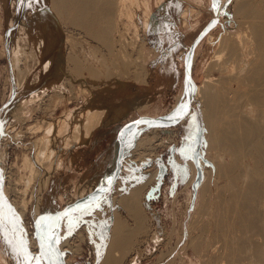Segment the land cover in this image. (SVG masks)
Here are the masks:
<instances>
[{
  "label": "rangeland",
  "instance_id": "obj_1",
  "mask_svg": "<svg viewBox=\"0 0 264 264\" xmlns=\"http://www.w3.org/2000/svg\"><path fill=\"white\" fill-rule=\"evenodd\" d=\"M52 1L24 0L21 3V0H7L5 4V0H0V117L3 122L2 125L0 122V218L4 221V230L0 232L2 250H8L10 246L6 239H9L8 236L12 232L10 226L12 222L15 226L19 225L13 232L16 236L11 239L13 244L10 247L14 258L12 261L18 260L19 257V261L23 264L22 256L19 252H15L16 245L21 239L32 255L39 257L42 252L39 242L42 233L39 232L37 210L40 208L39 211H42L48 205H53L52 201L63 195V199H56L59 203L58 207L62 209L66 205L83 201L96 191L98 184L107 176L116 155L115 150L111 156L115 133H119L124 127H130L135 129L131 137L133 140L130 142L131 145L125 147L120 176L118 175L101 196L86 201L87 203L84 201V205L79 204L75 209L73 208L68 213L73 217L68 220L67 225L63 227L61 224L58 244H61L59 250L64 254L66 264H102L110 248L115 213L122 218L126 227L131 226L136 230L135 218L122 204L115 202L127 197L133 191L138 192L137 205L144 223L140 226L141 229L137 228V232L134 228H129L132 232L134 230V235L130 239L131 242L133 240L132 243H128V246L126 244L127 247L121 244V247L117 246L118 248L115 247L111 251L113 255L117 253L114 255V259L117 257L116 264L117 262L118 264H212L213 251H202L206 242L202 228L210 198L202 195L201 188L204 178H208L206 183L208 187L211 182L214 186L218 184L223 187L224 180H216L215 168L221 159V154L210 141L201 95L196 97V86L204 85L208 78L212 80L213 85L218 84L223 76L225 79H231V74H236L240 69L243 74L248 66L247 63L249 64L252 58L258 55L253 31L247 26L248 24H241L243 18L239 19L240 16L236 15L240 3L244 4L247 0H219L218 3L214 0H139L138 4L141 3L139 6L126 5L123 14L120 13L121 0H100L101 2L98 0L101 4L106 1L108 5L106 3L98 5L99 7H96L98 11L95 8L97 18L101 20L102 17L103 21L97 19L95 27H108L106 43H111L110 47L90 36L82 27L72 24L71 19L56 15L55 2L53 4ZM214 4L217 6L213 7ZM245 4L250 9L255 7L251 9L257 11L255 15L260 14L262 16L259 17H264V0H248ZM129 6L130 8H127ZM101 7L106 8L107 12L110 11L109 14L102 9L104 11L101 10L99 13L102 15H98ZM220 7L223 11L216 25L206 32L194 51L191 73L195 89L192 92L191 111L188 116L171 126L142 121V118L148 114L159 116L161 113L168 114L179 110L178 108L182 109V104H186L189 100L184 79V55L200 31L215 18L216 10ZM185 10L186 21H183L181 15ZM106 15L107 19L113 20L109 22L110 24H106L108 21ZM21 21L26 24L31 22L42 30L48 29L54 34L53 39H47L48 58L43 65L45 66V63L53 57L56 66L55 63H51L54 66L46 69L40 63L41 56L37 55V51L30 44L27 31H23L27 27ZM13 22L17 24L14 26L16 29H21L14 35L15 41L20 46L18 54L21 57H19V66L15 65V68L5 45L10 29H14L11 25ZM22 26L25 28H20ZM120 30L125 43L122 47L125 49L119 47L120 50H117L118 46H114V42L119 38L117 32ZM229 32L245 34L247 40H250L239 56L241 61L239 58H230L227 47H223L225 51L220 48V37ZM48 41L51 43L48 44ZM128 42L130 43L126 47ZM249 48L254 52L250 53ZM127 49L129 53L126 52ZM120 52H123L122 56ZM62 53L67 57L64 66L68 69V73L56 78L57 86L48 88V83L54 79L55 71H61L59 66L62 62L60 57ZM118 56L122 58L119 57L118 60ZM173 57L175 60L172 64L176 62L180 66L177 68L179 79L170 94L165 95L163 87L168 83L166 67L171 64ZM227 57L230 59L228 60ZM123 59L124 63L131 64L122 63ZM236 63L237 71L234 68ZM122 66L125 71L120 72L119 68ZM240 72H237L238 76ZM238 76L234 75L235 78ZM17 79L18 82L22 81L20 88ZM230 82L226 85L232 89L237 88V100L234 103L237 105V102H243L241 108L236 107V114L239 115L244 107L247 112L244 110V113L248 117L252 116L253 106L250 103L244 106L246 95H241L244 97L238 99L239 91L240 94L243 92L245 94L246 86L238 87L236 79ZM102 91L104 95L109 93L113 97L115 103L110 108L113 112L119 106L127 107V113L121 120L114 125L101 124L95 127L87 143L80 144L78 134L74 133L77 128L74 130L68 127L69 129H63V132H68L64 138L60 136L51 140L49 144L47 141H45L46 145L43 144L42 137L47 125L45 119L74 110V113H71L75 115L71 119L76 122L82 112L81 109L87 106L101 109L102 104L97 103L96 100L99 92ZM115 94L118 96L117 99ZM27 97L32 98L30 104L24 103ZM230 116L226 115L225 120L237 117ZM132 123L134 125H130ZM100 132L103 140L96 137L101 136ZM99 141L102 143L92 148ZM56 145L54 159L47 160L46 157V162L44 161V166L42 165L43 169L41 166L30 167L25 162L26 156L31 158L33 155L41 154L43 149L47 150L48 147ZM115 147L117 148L116 144ZM74 160H76L75 164L72 163ZM59 161L62 162V167L56 169ZM37 168L44 174L41 170L42 174L38 172ZM210 173L213 177L209 175ZM260 191L262 196L260 202L256 203L254 216L258 215L264 219L263 183ZM37 205L38 209L35 210ZM148 206L152 209L148 210ZM49 233L51 235V230ZM49 233L47 232L45 238L52 237ZM29 238L36 240L32 243V240L30 241L33 246L28 244ZM196 248L199 252L201 249L202 252L199 253ZM206 251L209 253L207 254ZM33 262L32 264H36L35 260ZM6 263V260H0V264ZM40 264H49V262L42 260Z\"/></svg>",
  "mask_w": 264,
  "mask_h": 264
},
{
  "label": "bare ground",
  "instance_id": "obj_2",
  "mask_svg": "<svg viewBox=\"0 0 264 264\" xmlns=\"http://www.w3.org/2000/svg\"><path fill=\"white\" fill-rule=\"evenodd\" d=\"M6 1L7 0H5V4H6ZM99 1L98 0H54L55 4L53 1H52V3L56 7V8H54L55 13L57 12L56 15L59 14L60 16L62 15V17L65 16V18L71 19L72 24H74L76 26L78 25L79 27H82L84 29V31L86 30L87 33H89L90 36L99 39L100 42L106 43V41H107L106 39H108L106 36V34H107L106 30L108 29V27L107 26H106V28L103 27L104 29L101 26H100V28L95 27V24H97L96 22L98 20L102 21V17H101V20H100V18H97L98 16L96 14L95 8L99 7L98 5H102L105 3L108 5V3L105 1V3L101 4V3H99ZM138 1L139 0H121L120 6H122V7L120 8V13L121 14L124 13V10H125L124 8L128 4L130 6L131 5L132 6L133 5L139 6V4H141V3L139 2V4H138ZM241 1H243V0H241ZM145 3H147V2H145ZM241 3H243V2H241ZM241 3H240V6L238 7V10L236 8V10H237L236 15L238 14L240 16L239 19L243 18L241 24H243V23L248 24L247 26L250 27L251 30L253 31L254 36H255V40H256V45H257L256 47H257L258 55L255 58H252V60L249 62V64L247 63L248 66H247V68L244 69L243 74H241V72H240L241 69H240V71H237L238 64L236 63L237 65H235L236 67H234V68H235V71L240 72L239 76L237 75V72H236V74H234V75H235V77L238 76L237 78H235L234 75L231 74V79L230 78H228V79H230L231 81H234L236 79V81L238 83V87H239V85L246 86L247 90L245 91V94L243 91H242L243 93L240 94L241 91H239L240 98H238V99H241V97H242L241 95H244V96L246 95L247 98H244V102H245L244 106H246V103H250L253 106V108H251L252 109V116L248 117V115L244 113V110L246 112V109L244 107H243V110L241 109L242 112H240L239 115H238V113L236 114V111H235L236 107L239 106L241 108L243 102L242 103L237 102L238 103L237 105L234 103L237 100V98H236V95H237L236 89L237 88L232 89L230 86H227L226 84L228 82L229 83H231V82L227 78L225 79L224 78L225 76H223L222 80L219 79L218 84H215V85L211 84L212 80L210 78H208L205 81L206 83L204 85H202L203 87L201 85L196 86V97L201 95L200 97H201L202 107L204 110L203 111L204 120H205L206 127L210 131V137H209L210 141H211L212 145L218 150V153L221 154V156H220L221 159L216 164L217 168H215L217 171V174L215 175V176H217L216 180L217 181H218V179L224 180L223 187L221 186L222 188L218 184H216L214 186V184H212V182L209 184V187H208V185L206 184V183H208L207 182L208 178L207 179L204 178V183H203L202 188H201L202 195L209 196V198H210V204L208 205V208L206 211V218H205L204 226L202 228L203 238H204V240H206L205 249L202 251H205V250L213 251L214 256H212V258L214 257V262L212 264H264V219H262L258 215L254 216V214L256 212V203L260 202V198L262 196L261 191H260L261 184L262 183L264 184V17H259V16H262L260 14H259V16L255 15V12L257 13V11H255V10H253L254 12L251 11V9L253 7L250 9L249 6L247 7V5L245 3L244 4H241ZM248 5H249V3H248ZM130 6L127 8H130ZM102 7L99 8L100 12H98V15H102V14H99V13H101V10L104 9ZM107 7H109V6H107ZM96 9L98 11V8H96ZM108 9L109 8H107V10ZM104 10L106 11V8ZM104 10H102V11H104ZM52 11H50V12L52 13ZM222 11H223V9H221V7H220V9L217 10L216 16L218 18L222 14ZM109 12L106 11V13H108V14H109ZM126 13H127V11H126ZM128 13H129V11H128ZM19 14H21V11L19 12ZM186 15H187V11L185 10L183 12V14L181 15V19L183 21H186L185 20ZM130 16H132V15H130ZM133 16H135V14H133ZM104 17H105V15H104ZM126 17H128V16H126ZM134 18H136V17H134ZM17 19L18 18H15V20H17ZM239 19H238V21H239ZM106 20H108L106 22V24L107 23L110 24L109 22L113 21V20L110 21V19H107V15H106ZM21 23L23 25L24 24L26 25L27 28H25L23 26L20 28H25L23 30L24 32H25V30L27 31L28 40H29L30 44L35 48V51H37V53H38L37 55L41 56L40 63H42V65H43L44 62L48 58V55L46 56V53H47L48 48H49V46H46L47 45V39H53L54 34L51 33V31L49 32L48 29L42 30L40 27H37L36 25H34L31 22H30V24H29V22H28V24H26V23L21 21ZM98 23H100V22H98ZM11 25L14 29H10L9 38H7L5 45H6V48L8 49V53L11 54V60H12L13 66L15 68V65L19 66L18 63H19L21 57L18 54V52L20 51L19 50L20 46L15 41L14 35L18 31L20 32L21 29H18V28L16 29V27H14L17 25L15 22L11 23ZM99 25H101V24H98V26ZM114 26L115 25H113V27ZM109 29H110V27H109ZM113 30H114V28H113ZM121 30H120V32H117L119 35V38L115 39V42H114L115 43L114 46H118L117 50L118 49L120 50V48L125 49L124 47H122L125 43H124V39L122 38L123 35H122ZM109 34H111V33H108V35ZM112 35H113V33H112ZM116 38H117V36H116ZM67 40H69V39H67ZM247 41H250V40H247L245 34L244 35H242V33L241 34L240 33L230 34V32L224 33L220 37V42H221L220 48L224 49L227 47L228 48L227 53L229 54L230 58H239L242 51L245 50L244 47L247 45ZM251 42H252V38H251ZM50 43L51 42L48 41V44H50ZM129 43L130 42L127 43L126 47L128 46ZM131 43H132V41H131ZM110 44L111 43H108L107 46L110 47ZM133 44H134V42H133ZM252 44H253V42H252ZM196 47H195V49H196ZM108 49H110V48H108ZM195 49H194V51H195ZM112 50H110V51H112ZM249 50H250V48H249ZM124 51H126V50H124ZM221 51L224 52L225 49H224V51L223 50H221ZM23 52H21V55H23ZM126 52H128V49ZM126 52H125V54H126ZM253 52H254V50L251 51L250 53H253ZM121 53L123 55V52H120V55H121ZM116 54L119 55L118 53H116ZM125 54L123 57L124 59H125ZM114 56L116 57V55H114ZM127 56H128V60H129V55L127 54ZM246 56H248V55L246 54ZM23 57H24V55H23ZM60 57H61L62 62H61V65L59 66V69L61 71H55L54 79L48 83V88L51 86H57L58 81H55L56 78L57 77L60 78L64 74L68 73V69H65V66H64V61L67 59V57H64L63 53L60 55ZM69 57L71 58V56H69ZM119 57L120 56H118V60H120V58H122V57H120V58ZM221 58L223 59L224 57H221ZM230 58H228V60ZM124 59H123L122 63H124ZM193 59H194V54H193V58H192V63H193ZM239 59L241 61V58H239ZM38 60H39V58H38ZM223 60L225 61L226 58H224ZM223 60H222V62H223ZM227 62L228 61H226V63ZM236 62H237V60H236ZM51 63L52 64L55 63V66H56V60L54 61L53 57L51 59H49L47 61V63H45V66L44 65L43 66L46 69H48L52 66ZM122 63H121V65H122ZM223 63H225V62H223ZM124 64H127V62H125ZM130 64L131 63H129L127 65H130ZM174 64L176 65L175 66L176 71H175V74H173V77L169 80V85L172 87L175 86V84H177L178 79H179V76L177 74V72H178L177 68H179L180 66H179V63L175 62ZM219 65L221 67V64H219ZM219 65H218V68H219ZM62 68L65 71L62 70ZM124 68H125V65H124ZM124 68H123V66L121 68H119L121 70L120 72H122V70L125 71ZM220 69L221 68H219V70ZM126 72H128V71H126ZM107 77H108V75H107ZM192 77H193V75H192ZM226 77H228V76H226ZM232 77H234V79ZM19 79H20V77H19ZM20 82H22V81H20ZM20 82H18V79H17V84H18L19 88L21 85ZM237 83H236V85H237ZM26 86L27 85H25V88H26ZM82 88H84V87H82ZM126 91L128 92V90H126ZM126 91H125V93H126ZM103 93H104L103 91L99 92V97L97 98V100L95 98L97 103L102 104V106L100 107L101 109H98L96 107L93 108L90 106H87L84 109H81L82 112L79 115V118L77 119L76 122L72 121V119H71V117H73L75 115V114H73L74 110L69 111V113H67L65 111L66 113L63 112L64 114L58 115L56 117H48L47 119H45L44 121H46L45 124H47V125L45 127V134L42 137V138H44L43 144L45 143L44 145H46L45 141H47V143L49 144V142H51V140H53V139L55 140L56 138H58L60 136H62L64 138L68 132H63L64 131L63 129H66L68 127H70V128L72 127L74 130L77 128V130H75L74 133L78 134L77 138H78L80 144L81 143H87V140H88L89 136L91 135V133L93 132V130H95L94 129L95 127H97L101 124L106 125V126L114 125L119 120H121V118H123L127 113V107L124 105L119 106V108H117L115 110V112H113L112 110H110L111 106H113V103H115V102H113L114 101L113 97L109 93L107 95H104ZM118 93H116V94L118 95ZM116 94H115V97L117 99L118 96H116ZM17 96H19V94H17ZM57 98H59V97H57ZM31 100H32V98L27 97L24 103L25 104L29 103V101H31ZM29 104H27V105H29ZM27 105H25V106H27ZM182 107H183L182 109L178 108L179 110L173 111L172 113H168L166 115V118L167 119L169 118L171 120H176V119L183 117L184 114H186L187 110L189 109L188 101L186 102V104L185 103L182 104ZM71 112H73V113H71ZM226 115H231V116L235 115L237 117L225 120ZM146 116H149V114ZM74 119H75V117H74ZM44 121H42V122H44ZM0 122L2 125L3 122H2L1 117H0ZM149 123L155 124V123H159V122L150 121ZM134 130H133V128L127 127L122 131L121 138L123 139V142H124V144H123L124 145V147H123L124 151H125L126 145H128V144L131 145L130 142L133 140L131 137L134 134ZM164 130H166V129H163V131ZM162 139H163V137H162ZM78 140H76V141H78ZM74 142H75V140H74ZM54 145H55V143H54ZM52 146H53V143H52ZM56 147H57V145L54 147H48V148L46 147L47 150L43 149L41 154L33 155V157H31V158L29 156H26L25 162H27L30 167H32V166L33 167H35V166L40 167L41 166V168L43 169L42 165H43V162L46 160V157H47V160H50L52 158L54 159L53 156H54V150L56 149ZM252 160H253V165H252ZM51 161H53V160H51ZM117 166H118V153H116V155L113 159L112 166L109 167V169H108L107 176L105 177L104 180H102L98 184V187H97L98 191L104 190L112 182L114 175L116 173ZM61 167H62V162L59 161L56 169H60ZM163 169H164V166H163ZM209 169H210V165L208 167V170ZM37 171H38V168H37ZM41 171H40V173H41ZM213 172H215V171H213ZM46 173H47V171H46ZM43 174H44V172H43ZM209 175L213 177V175H211V173ZM63 197L64 196L62 195L61 197H59V199L60 198L63 199ZM138 197H139L138 192L133 191L127 197L122 198V200L121 199L115 200V202L116 203L118 202L120 205L122 204L126 208V210L129 211L128 213L131 216H133L137 222L136 223L137 225H135V226L137 228L141 229L140 226H142V223H144V222H142V218H141L142 215L140 214L141 211L139 212V209H138L139 207L137 205L138 204L137 203ZM2 203H4V202L2 201ZM84 203H87V202H84ZM84 203H81V205H84ZM114 205H118V204H114ZM75 208L76 207H74V209ZM37 209H38V205L36 206L35 210H37ZM39 210H40V208L37 210V213H36V215L38 217V224L40 225L39 232L42 233V237H45L47 232L49 233L51 230L52 237H51L50 242H51L52 247L54 249V251L50 253V259H45V260H47V262H49V264H66L67 261L64 258V254H62L63 258H62V256H60V254H58V250L55 248L54 241H53L54 235H55L54 232L58 231V223H59V220H58L59 216L57 214H55L54 211L55 210L58 211L59 207H58V205L54 206V204H53V205H48L42 211H39ZM115 210H116V208H115ZM57 211H55V212H57ZM44 212H47V213H44ZM41 213H42V216H40ZM6 214L8 215V213H6ZM7 217H9V216H7ZM42 217L44 218L43 221H41ZM62 223H63V219H62ZM138 225H139V227H138ZM18 226L19 225H16L15 228L18 229ZM143 226H144V224H143ZM129 228L126 227L125 222L122 220V218H120L119 215H117V213H115L113 233H112V237L110 240L111 241L110 242V248H109L110 251L108 250L107 254L104 256L102 264H116V260H117L116 258L117 257H115V259H114V255L117 253L115 252L113 255V254H111V251L114 250V248L117 246L121 247V244H123L124 246H126V244H127V246H128V243L131 242L130 239H132V237H133L132 235H134L133 232L135 230V228L133 227L134 230L132 232L131 229H133V228L132 227H131V229H129ZM137 228L135 230L136 232H137ZM55 229H56V231H55ZM130 232H132L131 235H130ZM53 233H54V235H53ZM51 235L49 233V236H51ZM15 236H16V234H15ZM40 236H41V234H40ZM6 241H7V239H6ZM30 241H31V243L36 242V240L34 238L33 239L29 238V240H28L29 245H31ZM39 242L41 245L42 238L40 239ZM44 242L48 243V240L45 239ZM58 242H59V235L57 236L56 244H57V247L60 249L61 244H58ZM132 242H133V240H132ZM10 246H9L8 250L4 251V249L2 250V243L0 242V260H2V259L6 260V262H7L6 264H21V261H19L18 256H17L18 260H15L14 262L12 261V259L14 260V258L12 257V247H10ZM31 246H33V245H31ZM129 248H130V246H129ZM129 248H128V252L130 251ZM200 248H201V245H200ZM196 250H198V248H196ZM202 251L200 249V252H202ZM15 252H16V250H15ZM120 252H119V254H120ZM198 252H199V250H198ZM35 253L36 252H33V254H35ZM208 253L209 252H207V254ZM205 255L206 254H204V256ZM210 262H212V260ZM117 264H118V262H117Z\"/></svg>",
  "mask_w": 264,
  "mask_h": 264
},
{
  "label": "water",
  "instance_id": "obj_3",
  "mask_svg": "<svg viewBox=\"0 0 264 264\" xmlns=\"http://www.w3.org/2000/svg\"><path fill=\"white\" fill-rule=\"evenodd\" d=\"M214 2L218 3L219 0H214ZM216 13H217V10H216ZM217 20H218V17L215 15V18H213L207 25L205 28H203L200 33L198 34V36H196V38L193 40V43L190 45L187 53H186V56H185V80H186V87H187V90H188V93H189V100H188V103H189V109L187 110L186 114H184L183 117L179 118V119H176V120H171V119H167L166 118V115H161V116H145L143 117L142 121H145V122H150V121H156V122H159V124H162V125H168V126H171V125H174L176 124L177 122L181 121L182 118H184L185 116H187L190 111H191V103H192V92L194 91V82H193V78H192V58H193V54H194V49L195 47L198 45V43L201 41V39L204 37V35L206 34V32H208L211 28H213L216 23H217ZM139 122V121H138ZM136 124V123H135ZM130 125H134V123L130 124ZM126 127H124L123 129L120 130L119 133H117V137H116V153H118V166H117V169H116V173L114 175V178L112 180V182L108 185V187H106L104 190L102 191H98V189H96V191L92 192L90 195H88L86 198H84L83 201H79V202H76L75 204L73 205H66L64 208L58 210L55 214H57L59 217H58V220H59V223H58V231L60 230V227H61V224H62V219H60V217H64V214L67 212L69 213L74 207L78 206L79 204L83 203L84 201H91L99 196H101L111 185L112 183L117 179L118 175H119V172H120V167L122 165V160H123V156H124V142H123V139L121 138V135H122V131L125 129ZM58 231L55 232V235H54V246L55 248L58 250V254H60V256H62L63 258V255L62 253L60 252L59 248L57 247V244H56V239H57V236H58Z\"/></svg>",
  "mask_w": 264,
  "mask_h": 264
},
{
  "label": "snow or ice",
  "instance_id": "obj_4",
  "mask_svg": "<svg viewBox=\"0 0 264 264\" xmlns=\"http://www.w3.org/2000/svg\"><path fill=\"white\" fill-rule=\"evenodd\" d=\"M23 2L24 0H21V3ZM216 6L217 5L215 4L213 5V7H216ZM96 206L98 207L99 205L97 204ZM68 215L69 214L66 212L64 214V217H67ZM64 217H60V219H63ZM43 220L44 218L42 217L41 221ZM10 226H11V230L15 232L16 231L15 224L10 222ZM3 230H4V221L2 218H0V232H2ZM45 239H47L49 242L45 243L44 242ZM50 241H51L50 237L48 238L42 237V243L40 245L42 249L41 255L39 257H34L32 253L28 250L27 245L21 239L19 243L16 245V251L19 252L20 255L22 256L23 264H32L33 260L36 261V264H40V261L45 260V259H50V253L54 251ZM6 242L10 245L13 244V241L11 239H8Z\"/></svg>",
  "mask_w": 264,
  "mask_h": 264
},
{
  "label": "crops",
  "instance_id": "obj_5",
  "mask_svg": "<svg viewBox=\"0 0 264 264\" xmlns=\"http://www.w3.org/2000/svg\"><path fill=\"white\" fill-rule=\"evenodd\" d=\"M193 43V42H192ZM191 43V44H192ZM190 44V45H191ZM190 47V46H189ZM188 51V50H187ZM187 53V52H186ZM186 53H185V55H184V79H185V56H186ZM176 57V56H175ZM175 57H173L172 58V61H171V64L168 66V67H166V70H168V76H167V80H168V83H165V86L163 87L164 89H165V95H169L170 94V91L171 90H173L174 89V87H172V86H170L169 85V80L172 78V76H173V74L175 73V71H176V69H175V64L173 65L172 64V62H174V60H175ZM167 68H169V69H167ZM159 78V77H158ZM162 88V89H163ZM161 92H163V91H161ZM161 115H167V114H164V113H161L159 116H161ZM101 134H99V135H101V136H96V137H98V139H102L103 140V136H102V132H100ZM116 137H117V133H115V137H114V140H112V153H111V156H112V154L114 153V151L116 150L115 148H114V146H115V144H116ZM101 141H99L98 143H96V145L94 144V146H92V148H94V147H96V146H99V143H100ZM102 143V142H101ZM72 163L73 164H75L76 163V160H74V161H72ZM97 163V162H96ZM73 164H71L72 165V167H73ZM71 167V166H70ZM70 167H69V169H70ZM71 167V168H72ZM57 200H59V197L58 198H56ZM56 199H54L52 202H54V206H56V205H58L59 206V203H57L56 202ZM56 204V205H55ZM64 205V204H63ZM63 205H61V206H63ZM61 209V207L59 208V210ZM55 211H57V210H55ZM54 211V212H55ZM71 217H73L72 216V214H69L67 217H64L63 218V223H62V226L64 227V225L66 226L67 225V223H68V220L71 218ZM22 234V233H21ZM15 237V234L13 233V231L11 232V234H9V239H13Z\"/></svg>",
  "mask_w": 264,
  "mask_h": 264
},
{
  "label": "built area",
  "instance_id": "obj_6",
  "mask_svg": "<svg viewBox=\"0 0 264 264\" xmlns=\"http://www.w3.org/2000/svg\"><path fill=\"white\" fill-rule=\"evenodd\" d=\"M151 201H152V200H151ZM150 205H151V204H150ZM147 208H148V210L152 209V207H151V206H150V207L148 206Z\"/></svg>",
  "mask_w": 264,
  "mask_h": 264
}]
</instances>
